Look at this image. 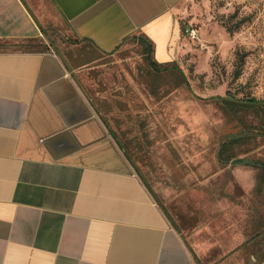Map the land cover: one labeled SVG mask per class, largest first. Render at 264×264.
Returning <instances> with one entry per match:
<instances>
[{
  "label": "crops",
  "instance_id": "0c3cea01",
  "mask_svg": "<svg viewBox=\"0 0 264 264\" xmlns=\"http://www.w3.org/2000/svg\"><path fill=\"white\" fill-rule=\"evenodd\" d=\"M184 1L50 3L75 42L111 55L140 35L165 65ZM52 17L0 0V42L35 44ZM65 59L71 69L58 52L0 50V264H196L84 93L76 73L88 64ZM238 170L246 193L257 187L253 169Z\"/></svg>",
  "mask_w": 264,
  "mask_h": 264
},
{
  "label": "rangeland",
  "instance_id": "374dc122",
  "mask_svg": "<svg viewBox=\"0 0 264 264\" xmlns=\"http://www.w3.org/2000/svg\"><path fill=\"white\" fill-rule=\"evenodd\" d=\"M29 2L35 13L53 15L48 36L0 42V50H59L88 64L76 73L83 90L195 263L264 264V168L252 166L264 164V0H185L176 57L159 69L140 35L100 55L70 39L50 0ZM249 98L263 108L230 113L221 103ZM236 136L243 142L233 151L251 164L224 167L219 150ZM238 167L254 170L257 187L248 193Z\"/></svg>",
  "mask_w": 264,
  "mask_h": 264
},
{
  "label": "trees",
  "instance_id": "16d2710c",
  "mask_svg": "<svg viewBox=\"0 0 264 264\" xmlns=\"http://www.w3.org/2000/svg\"><path fill=\"white\" fill-rule=\"evenodd\" d=\"M234 29H230V33L234 32ZM146 51L149 54H153L154 52V45H145ZM245 57H241L240 58V63L243 64ZM162 66V64H158V66H156V69H159V67ZM237 76H241V73H239V71H237ZM222 105H225L230 113H237V111L239 110L240 107H245V108H249V107H253V106H261L260 108H263V104L256 100L255 98H249L248 100H242V101H238L236 99L233 100H228V99H222L221 100ZM243 136H236L234 138H229L226 142H224L221 145V148L219 150V158H220V162L222 163V165L225 167L229 164H245V165H250L251 163L249 161H245L243 159H239V156L237 155L236 152L233 151V147L236 144H242L243 140H242ZM252 166H260L264 168V164H261V162H254L252 164Z\"/></svg>",
  "mask_w": 264,
  "mask_h": 264
},
{
  "label": "water",
  "instance_id": "95a60500",
  "mask_svg": "<svg viewBox=\"0 0 264 264\" xmlns=\"http://www.w3.org/2000/svg\"><path fill=\"white\" fill-rule=\"evenodd\" d=\"M34 16V15H33ZM36 18V16H35ZM38 24L40 25L39 21H38ZM41 26V25H40ZM58 55L61 57V59L63 60V62H65L67 64V66L69 67V69H71L69 63L66 61L65 57L62 55V53L58 50ZM85 92V90H84ZM86 93V92H85ZM87 94V93H86ZM88 95V94H87ZM89 97V96H88ZM90 99V98H89Z\"/></svg>",
  "mask_w": 264,
  "mask_h": 264
},
{
  "label": "built area",
  "instance_id": "2783aa9c",
  "mask_svg": "<svg viewBox=\"0 0 264 264\" xmlns=\"http://www.w3.org/2000/svg\"><path fill=\"white\" fill-rule=\"evenodd\" d=\"M192 34L195 36L196 35V33L195 32H192Z\"/></svg>",
  "mask_w": 264,
  "mask_h": 264
}]
</instances>
